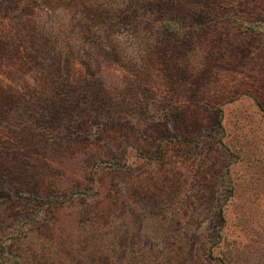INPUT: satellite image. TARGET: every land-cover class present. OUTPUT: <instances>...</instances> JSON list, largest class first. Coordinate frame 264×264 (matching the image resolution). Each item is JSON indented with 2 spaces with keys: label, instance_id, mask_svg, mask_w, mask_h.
<instances>
[{
  "label": "rangeland",
  "instance_id": "1",
  "mask_svg": "<svg viewBox=\"0 0 264 264\" xmlns=\"http://www.w3.org/2000/svg\"><path fill=\"white\" fill-rule=\"evenodd\" d=\"M0 264H264V0H0Z\"/></svg>",
  "mask_w": 264,
  "mask_h": 264
}]
</instances>
